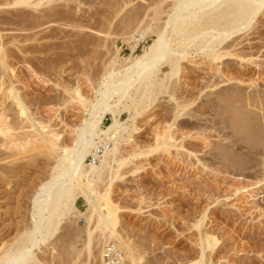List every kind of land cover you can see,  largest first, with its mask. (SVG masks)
Segmentation results:
<instances>
[{
    "label": "rangeland",
    "instance_id": "rangeland-1",
    "mask_svg": "<svg viewBox=\"0 0 264 264\" xmlns=\"http://www.w3.org/2000/svg\"><path fill=\"white\" fill-rule=\"evenodd\" d=\"M9 1L12 0H0V48L9 56L5 75L15 76L12 80L21 98L27 101L24 103L30 117L33 115V120L39 123L37 126L41 124L38 127L44 123L45 128L40 131L30 128V122L26 124L25 118L17 115L14 100L5 102L9 124L16 128L8 124L11 136L0 133V257L8 260L18 254L17 245L25 234L32 232L39 218L35 214L38 192L57 176L58 155L49 152L46 143L44 146L40 132L49 138L60 135L57 146L62 149H58L61 150L58 154L63 148H74L76 131L87 118L89 104L96 102V90L114 67L123 68L115 62L125 64L134 51L137 56L144 54L165 30L172 50L186 51L191 56L182 61L179 78L164 82L170 85L167 90L160 88L170 69L164 64L158 67L150 95L144 99L140 94L136 97L139 105L133 106L142 111L136 121L138 131L133 133L131 141L119 146L120 159L129 163L112 185L105 175L93 186L94 196L100 197L105 214L110 210L107 201L117 208L118 236L102 237L99 231L94 232L98 217L94 216L92 224L85 222L91 213L90 205L86 197L77 195L73 213L59 222L54 219L51 235L45 226L48 235H43L44 242L34 249L28 245L27 249L32 250L36 264H103L105 244L113 239L117 245L124 241L131 246L143 264H183L184 258L197 249L198 233L190 229L192 220H198L207 211L203 226L211 228L219 241L214 264H264V166L261 162L264 155L260 161L251 155L256 144L245 119L249 113L262 114L255 107L258 102L246 105L247 99L243 97L237 104L233 101L230 105L224 104L213 100L216 96L211 94L212 89L197 94L201 86L217 82V76L222 73L234 82L245 81L241 86L245 92L264 90V80H258L257 66L253 65V62L264 65V11L237 40L234 37L227 42L241 43L239 51L251 59L228 58L215 65L204 54L197 56V40H186L185 34L176 27L172 17L177 0H51L36 7L6 6ZM140 35L145 37L138 42ZM220 64L223 70L219 72ZM246 68L251 70L250 74L242 78ZM250 80L255 81L250 83ZM77 88L87 105L73 98V90ZM178 101H185L190 108L189 114L186 112L185 116L175 119ZM224 105L225 109L220 108ZM194 109L204 110L205 116L194 118L191 114ZM129 117L124 111L120 120L125 122ZM111 120L112 116L107 115L103 128ZM170 128L177 148H171L169 154L153 152L156 136L166 134ZM198 133L209 140L194 138ZM227 143L236 148L230 150L238 158L243 153L249 154L243 157L248 166L237 170L232 164L226 167L221 161H212L213 154L219 151L218 145ZM136 154L142 156L134 158ZM178 170L183 175H175L174 171ZM188 214L192 215L190 221L185 219ZM89 230L93 234L90 243ZM123 264L130 261L125 259Z\"/></svg>",
    "mask_w": 264,
    "mask_h": 264
},
{
    "label": "bare ground",
    "instance_id": "bare-ground-1",
    "mask_svg": "<svg viewBox=\"0 0 264 264\" xmlns=\"http://www.w3.org/2000/svg\"><path fill=\"white\" fill-rule=\"evenodd\" d=\"M45 1H48L50 3L52 2L51 0H12V1H9V3L7 2L8 4H5V5L6 6L7 5L8 6L29 5L31 7L32 6L36 7V6H40ZM263 11H264V0H177L175 11L173 14L174 17H172V20L175 22L176 27L180 29V33L183 32L185 34L183 35L186 37L185 38L186 40H190L191 38H195L194 39L195 41L197 40V43L195 44V47L197 48V51H196L197 56L200 54H204L212 63L218 64V63H222L224 59H228V58L230 59L235 58L240 61H244L247 58L251 59L250 55H246L245 52L244 54V53H241V51H239L240 49H242L241 47L243 46L241 43L235 44L236 42H234V43L229 44L227 42L228 40L233 39L234 37L235 38L238 36L240 37V35L244 34V32L247 31L253 25V23L256 21L258 16ZM187 21L188 23H186ZM178 32L179 31L177 30L176 33ZM144 35H140L137 41L139 42L141 39H143L145 37ZM225 43H227V46H224ZM184 44H187V43H184ZM172 49H173L172 45L167 40L166 31L164 30L158 36V38L154 41V43L150 45L149 49L145 51L144 54L137 56L135 55V51H134L129 56V58L126 60L125 64H120L119 61L115 62L116 65L118 64L122 65L123 68L115 69L117 66L114 67V69L110 71L107 74V76L103 79L101 85L96 90V94H97L96 102L89 104L91 105V109L89 113L87 114V118L76 131L77 132L75 135L76 136V139H75L76 146L74 148L73 147L72 149L68 148V150L63 148L62 153L58 154L57 151L58 152L61 151L58 149H62V148H58L57 146L58 145L57 141L60 140L61 138L60 135H55L53 137L54 135L53 134L51 138H49V137H46L45 133L44 134L42 133L43 131L40 132L41 135L43 136V139H44L43 141H45L43 142V144L46 143V148L49 150V152L51 151V153L53 154L56 153L58 155L57 166L55 167L57 176H54L50 182L42 185L40 189V193L38 192L39 196L36 201L37 213L35 214H37L36 216L39 218H38L35 228H33L31 233L27 235L25 234L23 238L20 240L19 245H17L19 248V250L17 251L18 254H15L14 258L13 257L8 258V260H4L3 258L0 257V261H1L0 264H36L35 262L37 261L34 258H32L33 252L31 249H34L37 246H39L40 242H44L43 235L47 236L48 232H49V235H51L50 229L53 230L52 228L55 227L54 219H57L59 222V220L62 217H65L67 214H70L72 210H74L75 202H76V199L78 198L77 195H83L84 197H86V200L88 201L90 205L91 213L89 217L86 216L87 220H85V222L92 224L94 216L97 215L98 217V222H97L98 224L95 227L94 232L99 231L102 237L118 236L116 232V227H117L118 218H119L118 210L117 208L112 206L110 201H107L106 203L107 205L109 204L108 207L110 210L108 214H105L103 211V206H102L103 204H101V201L99 199L100 197L94 196L93 186L95 182L102 181L105 178V175L109 177L108 179L111 182L110 185H112V183L121 176L119 173L126 166L128 160L120 159L121 157H120L119 146L124 142H129V140L131 141L133 137V133L136 130L138 131L136 127V124H137L136 121L138 117L141 115L142 111H138L139 109L136 110V108H134L133 106L138 104L136 97L138 98L140 94L143 96L144 99H146L147 94L150 95L151 90L154 86L153 85L154 75L158 71L159 69L158 67H161L160 65L164 64V65H167L170 69V72L168 74H165V78L161 82L162 85H161L160 90L162 91L167 90L168 87L170 86V85L167 86V83H164V82H167L169 79L172 80L174 77L179 78V75L183 69L182 61H184L191 55L190 53H187L186 51L178 52V51H173ZM6 52L7 51H4L3 48L2 49L0 48V72H3V75L1 73L2 76L0 77V133H3L6 136H11L10 135L11 133L8 134L9 128L7 127V125L9 124V118L6 112L8 110L6 111L7 107L4 109V107L6 106V105L4 106L5 102L9 100H12V101L14 100L15 102L14 107L17 109L15 110L17 111V115L20 117V119L25 118L26 124L30 122L29 123L30 128L34 127L38 131H40L42 130L44 123L42 122L43 123L42 127H38V126H41V124L37 126V124L39 123L36 124L37 121L33 120V117H32L33 115L31 116L32 118L30 117L29 109L26 106L27 104L24 103V101L26 100H23L21 98V95L18 91L19 89H17L14 81L12 80L13 75H11V78L9 77L10 74L5 75L6 69L8 68L7 66H9L8 65L9 56ZM258 54H261V51H259ZM254 64H255V67L257 66L256 73H257L258 80H261V81L264 80V67H263L264 65H261L258 62L256 63L253 62V65ZM219 66H221V64ZM221 68L223 70V67L221 66L218 68L219 72ZM250 71L251 70L247 68H246V71L243 70L241 73L242 78H244L245 75H248L247 73H249ZM236 75L238 74H235V76ZM226 77L227 75H224V73H222L221 76L220 75L219 77L217 76V79L219 78L217 82H214V83L211 82V85H206L204 86L205 88L204 87L201 88L202 87L201 86L198 89L197 88L198 86L196 85L197 86L196 88L198 89V91L196 90L197 94L201 95L205 93V90L207 91V89H210V90L212 89L211 94L216 96V98L214 99L212 98V99L214 101L216 99L217 101L221 103L225 102L224 104L226 103L228 104L229 102V105H230L231 101H233V103L241 102V100L240 101L238 100L243 97L244 98L246 97L245 99H247L246 105H249L248 102L249 103H251L252 101L258 102L255 107L256 109L260 110L262 114L259 115L260 113L258 111L257 113L254 112L255 115L254 113L253 115L249 113L245 119H246V124H248L247 126L249 128V131L251 130L249 134L250 133L252 134L251 136L253 137V141L255 139V144H256L255 145L253 143L255 146L252 147L253 153H251V155L254 156L253 158L255 161H258V160L260 161V159H262V156L264 155V104H263L264 103V90L260 88L258 89L256 88L257 89V91H255L256 93L254 91L245 92L241 88L243 83H246L245 81H243L242 79L241 80L239 79L237 82H234L233 78L227 77L228 78L227 79ZM250 81H251L250 83H252L255 80H250ZM157 84H160V83H157ZM3 87L6 88L4 89V91H2ZM256 87L258 86L256 85ZM75 89L73 90L74 91L73 98L74 99L76 98L80 104L81 102L85 103L86 99L82 97L79 89L78 88L77 90ZM149 91L150 93H148ZM157 91L159 90L157 89ZM162 91H159L160 94H163L161 93ZM132 92H134L135 95L134 94L133 95L135 97L131 95ZM164 93H167V92H164ZM212 95L211 97H214ZM183 102L181 101L180 103L178 101L176 103L175 119H179L185 116L186 115L185 113L187 112L188 108H190L188 107L189 106L188 103H186L185 101ZM259 102H261L262 104H259ZM128 103H131L132 105L131 104L129 105ZM132 107L134 109H132ZM225 107H226L225 105L220 106V108L222 109H225ZM86 108L88 109V107ZM124 111L128 113L130 117L125 122H122V120H120V116ZM200 111L199 110L196 111L194 109V113H191V114L193 115L194 118L195 116L204 117L205 111L204 110H202L203 112H200ZM187 113L189 114V112ZM107 115H111L112 120L109 125L103 128V123ZM13 116H15V114ZM238 119H239V116H238ZM224 123L226 124V122ZM261 124L263 126H261ZM12 126L10 125L11 128H13ZM225 127L223 129H225ZM25 129H27V127H25ZM30 131L28 129V133H30ZM170 131H171V128L168 130V132H166V134L157 133L158 135L156 136L155 141H154L155 145H154V149L152 150L153 152L157 151L158 153V151H163L169 154V152H171V148L173 147L177 148V145H175L176 142L174 143V138L172 137V134ZM31 134L29 136H31ZM261 134H263V136ZM41 135L39 137H41ZM201 135L203 134L198 133L194 136V138H202L203 140H209L207 139L208 137L204 139L203 137L205 136L202 137ZM100 146H102V151H103L101 158H100V162L96 164L94 163L90 164L87 160L88 156L92 154L96 155L97 154L96 151L98 150ZM218 147H219V151L213 154V159H212L213 162L221 161V164H224L226 167L227 166L230 167V165L232 164L234 165V167L236 166L235 168H237V170L242 169L243 165L245 166L247 165L245 164L246 162L243 160V157L245 158L247 155H249L248 153H243L242 154L243 156L241 158H238L235 154H233L234 152H232V150L235 151L236 149L232 144H229V143L222 144V145L220 144L218 145ZM152 151H150L146 155L149 156V154H151ZM137 155L139 154L133 155V157L134 156L136 157ZM191 155H190V158L192 157ZM139 156H142V155H139ZM261 162H262V165L264 166V159L261 160ZM197 163L200 164L202 163V161L197 159ZM202 164L207 169L208 166L206 167L204 163ZM174 172H175L174 173L175 175L176 174L178 176L183 175L182 171L180 172L178 170L177 172L176 171ZM238 192H240V190H238ZM108 196H109V193H107V197ZM207 200H208V197H207ZM255 208L259 209L258 207H255ZM206 213L207 211H204L202 217L199 218L198 220H194V219L192 220V217H191L192 215L190 214H188V217L185 218L187 220L189 219V221L192 220V222H194L193 225H191L190 229L193 231H196L198 234H197V242L195 243L197 244L196 245L197 249H195V251L192 250L195 254L194 253L190 255L187 254L188 256L184 258L183 264H214L213 263L214 257L219 253V252H216V248L219 245V241L215 238L214 236L215 233L211 231L212 230L211 228L210 230L203 226ZM45 226L47 227V229H49L48 232L44 231V228L46 229ZM88 233H89L88 240L90 243L91 238L93 237L92 236L93 234H92V231ZM41 236H42V239H41ZM120 240L122 241L121 238ZM28 245L32 247L30 250L27 249ZM17 246H16V249H17ZM118 248L121 250L123 254V258H122L123 262L125 261V259H127L130 261V264H143L141 259L137 257L136 253L134 252V249H132L131 246L126 244V242L122 241V243L118 245Z\"/></svg>",
    "mask_w": 264,
    "mask_h": 264
},
{
    "label": "built area",
    "instance_id": "built-area-1",
    "mask_svg": "<svg viewBox=\"0 0 264 264\" xmlns=\"http://www.w3.org/2000/svg\"><path fill=\"white\" fill-rule=\"evenodd\" d=\"M102 146L98 148L96 151V155L92 154L88 156L87 160L90 164L94 163H99L100 158L102 155ZM123 254L121 250L118 248V245L115 240L111 239L108 240L105 244L104 250H103V264H122L123 262Z\"/></svg>",
    "mask_w": 264,
    "mask_h": 264
}]
</instances>
